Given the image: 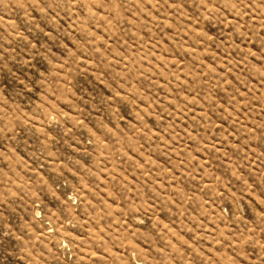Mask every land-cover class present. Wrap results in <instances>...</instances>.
Returning a JSON list of instances; mask_svg holds the SVG:
<instances>
[{
  "label": "rangeland",
  "instance_id": "374dc122",
  "mask_svg": "<svg viewBox=\"0 0 264 264\" xmlns=\"http://www.w3.org/2000/svg\"><path fill=\"white\" fill-rule=\"evenodd\" d=\"M0 264H264V0H0Z\"/></svg>",
  "mask_w": 264,
  "mask_h": 264
}]
</instances>
